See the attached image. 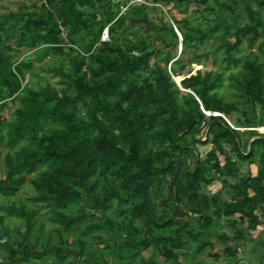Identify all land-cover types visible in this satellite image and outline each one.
Returning <instances> with one entry per match:
<instances>
[{
    "label": "trees",
    "instance_id": "trees-1",
    "mask_svg": "<svg viewBox=\"0 0 264 264\" xmlns=\"http://www.w3.org/2000/svg\"><path fill=\"white\" fill-rule=\"evenodd\" d=\"M44 1L48 8L46 19L29 21L20 32L16 21L0 24V111L8 99L21 104L14 118L6 123L7 128L0 117V141L12 150L22 147L15 155L9 153L6 157L0 195L12 194L14 188L19 189L27 182L29 175L45 167L32 181L37 193L33 201L63 230L78 229L88 223L84 233L93 228L118 231L125 235L126 246L135 254L140 247L151 244L166 257L177 260L181 255L177 251L188 246V238L199 236L188 220L178 217L179 213L181 217L196 216L204 230L223 216L240 214L247 220L249 231L256 230L263 223L258 211H264V135L245 140L242 130L229 125L222 116L229 117L240 110L237 104L218 96L223 74L213 79L212 72L199 69L182 81L178 79L187 91L176 80L181 71L175 66L182 54L219 32L223 18L215 17L203 29L188 19L180 21L168 10L174 22L162 19V26H158L141 5V15L133 19V25L148 26L149 31L155 29L158 35L140 39L126 48L115 42L114 35L115 25L123 21L124 14L111 18L114 22L108 29L111 41L102 40V27L96 31V14L88 12L98 0ZM159 1L168 6L176 2L178 8L188 0H155ZM253 1L258 9L251 0H233L244 4L249 23L235 32L229 25L222 33L217 51L223 50L231 65L239 62L234 52L244 38L254 46L264 37V0ZM222 5L234 11L230 3ZM51 10H56L55 17L71 31L85 30L92 39L85 50L72 49L77 53L74 69L69 70L73 75L56 70L62 76L59 84L63 89L52 84L38 89L23 86L29 61L19 63L16 55H12L11 38L18 45H37L40 37L45 36L42 27L56 23ZM176 28L183 40L180 56L174 59L172 52L177 50L180 37ZM54 31L50 29L49 38ZM260 48L264 49V39ZM233 80L252 110L264 114V62L247 59L243 71L233 76ZM202 121L209 125L204 141L197 137ZM236 124L239 128L246 127L249 121L237 120ZM249 134L256 133L251 130ZM199 143H212L214 147L205 158L196 153L193 165L177 154L190 153ZM156 144L163 149H157ZM232 154L237 160H233ZM238 161H257V174L228 181L226 177L238 175ZM212 171L223 177L220 180L224 196L202 193L203 184L212 185L217 180L208 176ZM165 186H168L166 194ZM85 198L93 201L91 207L84 204ZM115 211L124 216L122 221L110 216ZM39 212L26 205L16 209L15 213L26 221L27 234L18 247L0 238L11 255L7 261L0 260V264H21L38 256L28 235ZM169 228L172 235H157V230ZM64 259L65 255L59 253L55 264H63ZM69 264L98 263L88 259Z\"/></svg>",
    "mask_w": 264,
    "mask_h": 264
},
{
    "label": "rangeland",
    "instance_id": "rangeland-1",
    "mask_svg": "<svg viewBox=\"0 0 264 264\" xmlns=\"http://www.w3.org/2000/svg\"><path fill=\"white\" fill-rule=\"evenodd\" d=\"M225 2L230 3L234 11L223 8L222 4ZM251 2L254 8L258 9V4L253 0ZM175 3L173 2L168 6L161 1L155 2V0H98L96 8L89 7L88 12L96 14L98 20L96 31H99L102 27L101 38L109 41H111V36L106 38L105 33L114 23H112L111 18L117 14L119 16L124 14L123 21H119L115 25L114 35L116 37L115 42L126 48L137 43L140 39L148 40L158 35L157 30L149 31L148 26L133 25V19L141 15L139 9L141 5L146 7L150 20L158 26H162V19L169 20L171 23L174 22L171 15L167 13L168 10L173 11V15L180 21L184 22L188 19L192 25L201 26L203 29H207L215 17L223 18L219 32L208 38L205 43L200 44L198 47L192 46L182 54L180 62L175 66L181 71V76L177 77V80L182 81L199 69L203 72H212L213 79L217 74H223L224 80L218 88V96L226 102L237 104L240 108V110L234 111L232 116L227 117L228 120H230L233 127L242 130L245 140L264 135V114L261 112L255 113L252 110L245 98L239 94L233 80V76L239 75L243 71L247 59L264 62V49L260 48L264 37H260L254 46L250 44L248 39L244 38L241 46L234 52L235 58L239 61L234 65L227 62L223 50L221 52L217 51L221 43L222 33L226 27L231 25V31L235 32L236 29L243 28L249 23L244 4L233 2V0H206V2L204 0H188L177 8ZM212 9L216 11L214 12ZM56 10H51V14L56 18V23L50 22L42 27L41 32L45 36L40 37L37 45L30 46L28 43L18 45L15 38H11L12 55H16V60L19 63L23 60L29 61L23 86L38 89L52 84L59 89H63V86L59 84L62 76H59L56 70L61 69L70 73L69 70L74 69L73 64L77 55L72 49L83 51L86 49V45L90 44L92 36L87 35L85 30L79 33L71 31L58 17H55ZM47 11L48 8L44 0H0V24L16 21L18 23L17 31L20 32L21 28H25V24L29 21L35 22L46 19ZM52 28L55 30L54 36L49 38L48 32ZM89 32L94 33L91 29ZM165 34H167L169 40H172L168 32H165ZM181 39L180 36L178 48L172 52V58L174 59L180 56ZM196 57H198V60H196ZM154 62L156 60L153 61V64ZM163 65L165 66V64ZM70 75H73V73H70ZM22 94L23 92L20 95ZM9 100H7L8 102L3 110L0 111V117L5 122V126L7 122L9 123L14 118L16 109L21 106L18 100L16 102H10ZM85 111L86 109L83 107V112ZM81 116L84 117L85 114H81ZM237 120L249 121L248 127L245 125L246 127L239 128V124H236ZM251 130L255 131V136L249 134ZM208 132V123L205 121L200 122L197 137L204 141ZM155 147L163 149L160 144H156ZM213 147L212 143H199L194 151L190 153L178 152L177 154L184 156L193 165L197 160L196 153L200 154V158H205ZM21 148L20 146L12 150L6 142L0 141V178L5 176L8 154L15 155ZM231 156L233 160H237L234 154ZM257 165V161H238V175L226 177V179L234 182L241 177L250 178L255 176ZM45 170V167H39L36 173L28 176L27 182L19 189L14 188L12 194L7 196L0 195V238L9 241L15 247L20 245L27 234L26 221L15 213L16 209L21 205H26L28 208L40 210L35 226L28 235V239L34 245L38 256H33L29 261H24L21 264H55L58 261L59 253L65 255L63 264L83 263L88 259H92L98 264H264L263 210L258 211L263 218V223L256 230L251 231H249L247 220H244L240 214L231 217L223 216L210 228L204 230L198 224L196 216L189 218L184 215L181 217L179 213L178 217L183 218L184 221L188 220L194 233L199 234V236L193 240L188 238L190 240L188 246L182 251H177L181 253L178 260L166 257L164 252H160L151 244L147 247H140L135 254L132 249L126 246L125 235L121 232L93 228L84 233L88 223L81 225L78 229L65 231L60 225L50 220L46 215V210L40 209V205L35 204L33 201L37 193L32 181ZM208 176H215L217 180L212 185L203 184L202 193L209 196H224L225 191L220 180L223 177L215 171L210 172ZM163 192L165 194L168 192V186H165ZM84 204L91 207L93 201L90 198H85ZM181 206L184 208L185 203H182ZM158 211H162V208L159 207ZM110 216L117 221L124 219V216L118 211L111 213ZM94 220L97 223L98 218ZM157 235L170 236L172 235V228L164 231L157 230ZM233 253H236V255ZM10 256L8 246L0 240V260L7 261Z\"/></svg>",
    "mask_w": 264,
    "mask_h": 264
},
{
    "label": "water",
    "instance_id": "water-1",
    "mask_svg": "<svg viewBox=\"0 0 264 264\" xmlns=\"http://www.w3.org/2000/svg\"><path fill=\"white\" fill-rule=\"evenodd\" d=\"M176 31H177V28H176ZM178 33H180L179 31H177ZM180 36H181V34H179ZM181 38H182V36H181ZM181 40H183V38L181 39ZM177 80V79H176ZM177 83L179 84V86L181 87V85H180V83H179V81L177 80ZM182 88V87H181ZM182 90L183 91H187V90H185V89H183L182 88ZM189 92H191V91H189ZM191 93H193V92H191ZM198 100H199V102L202 104V101L199 99V98H197ZM203 106V105H202ZM205 111V110H204ZM212 114H215V115H221V114H217V113H212Z\"/></svg>",
    "mask_w": 264,
    "mask_h": 264
},
{
    "label": "built area",
    "instance_id": "built-area-1",
    "mask_svg": "<svg viewBox=\"0 0 264 264\" xmlns=\"http://www.w3.org/2000/svg\"><path fill=\"white\" fill-rule=\"evenodd\" d=\"M105 37L107 38H109V32L107 31L106 33H105ZM224 118H225V120L231 125V126H233L232 124H231V122H230V120H228V118L225 116V115H222Z\"/></svg>",
    "mask_w": 264,
    "mask_h": 264
}]
</instances>
